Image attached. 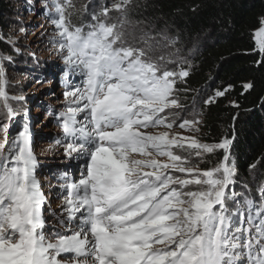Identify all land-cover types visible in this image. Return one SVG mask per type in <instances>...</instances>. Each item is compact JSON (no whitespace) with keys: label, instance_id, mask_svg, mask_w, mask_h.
Returning <instances> with one entry per match:
<instances>
[{"label":"snow or ice","instance_id":"snow-or-ice-1","mask_svg":"<svg viewBox=\"0 0 264 264\" xmlns=\"http://www.w3.org/2000/svg\"><path fill=\"white\" fill-rule=\"evenodd\" d=\"M131 4L117 0L91 13L86 26L71 23V0L45 5L54 9L51 23L59 40L53 43L62 71L83 76L80 86L63 93V135L55 143L63 144L69 159L84 158V167L78 180L62 174L58 223L64 231L46 234V198L29 126L10 140L9 124L0 123V264H264V182L256 188L259 203L247 185V194L229 190L237 173L230 151L234 136L209 144L146 131L173 128L176 120L166 110L181 107L176 86L191 66L181 62L169 69L170 57H153L151 34L129 40L124 19L108 22L111 10L126 14ZM255 45L264 55V18ZM23 99L8 93L0 68V116L11 121L19 115L12 101ZM213 102L210 97L205 104ZM199 123L184 119L179 127L198 130ZM217 150L223 156L210 168L191 159L203 161Z\"/></svg>","mask_w":264,"mask_h":264},{"label":"rangeland","instance_id":"rangeland-1","mask_svg":"<svg viewBox=\"0 0 264 264\" xmlns=\"http://www.w3.org/2000/svg\"><path fill=\"white\" fill-rule=\"evenodd\" d=\"M14 6V19L10 21V27L3 36L20 49L23 54L19 60L13 61V65L5 61V57L0 54V68L5 72L7 80V91L12 96H23L22 101H12V106L19 115L12 118L11 121L0 116V123H8L9 139H13L19 131L23 130L27 123L32 134V146L37 156L38 165L36 168V178L40 182L41 189L45 195L43 214L45 217L46 234L51 235L54 231H64L58 223L62 216V196L65 194L62 185L65 183L61 176L67 173L69 180H78L84 167V158L75 157L69 159L64 154L63 144H56V140L62 138V130L58 122L59 114L65 110V97L63 93L71 90L73 87L80 86L83 82V76L76 72H71L65 76V69L62 55L57 52L53 41L59 40L51 19L54 15V9L46 7L51 5L52 0H11ZM133 1V0H132ZM63 2V0H62ZM117 0H71L73 7L67 8L72 15L78 13L81 18V26L91 23V13L100 11L103 7L111 8ZM131 6V5H130ZM126 14L111 10L109 23H119L124 19V32L126 38L131 40L133 37L139 39L145 33L154 37L152 55L154 58L160 56L170 57L172 61L166 66L169 69H178L181 62H186L184 67L191 66L197 56L198 49L186 50L167 30L150 28L142 22L130 18L129 9ZM126 17V18H125ZM261 27V26H260ZM259 27V28H260ZM258 28V29H259ZM257 29V30H258ZM87 31V27H85ZM174 42V43H170ZM138 46L143 47V44ZM37 80L42 83H37ZM182 81H178L177 85ZM178 90V89H177ZM214 93H206L201 98H196V102L186 98L187 93L177 91L176 96L181 104L180 108L166 110L169 119H175L176 123L172 129H166L163 126L149 128L153 134L163 131H169L170 134L179 133L181 137H195L202 143H208L203 139L202 131V112L200 105L215 96ZM27 113V118H25ZM199 120L198 130L181 129L179 123L182 120ZM2 139V133H0ZM211 144V143H209ZM51 146V147H50ZM186 146V144H185ZM174 151L180 155L188 153L180 148ZM222 150H217L213 154H205L203 161L198 160L194 155L191 159L198 163L200 168H210L217 160L222 158ZM216 154V158L214 157ZM137 158H139L138 154ZM161 160H166L160 157ZM260 173H255L250 178V184H242L235 176V184L229 186V190L236 192H245L244 185L252 190V195L259 203V197L256 188L264 179H259ZM254 185V186H252ZM194 188V186H190ZM247 194V193H246ZM230 209L235 208V202L228 201ZM64 259H69L64 256Z\"/></svg>","mask_w":264,"mask_h":264},{"label":"trees","instance_id":"trees-1","mask_svg":"<svg viewBox=\"0 0 264 264\" xmlns=\"http://www.w3.org/2000/svg\"><path fill=\"white\" fill-rule=\"evenodd\" d=\"M14 13L11 0H0V54L12 65L23 52L2 34ZM129 14L150 28L167 30L186 50L199 47L189 76L176 87L194 102L228 89L213 103L200 105L203 139L212 144L234 136L230 151L236 179L250 185L255 173L264 179V55L255 45L264 0H133ZM72 22L81 26L78 13ZM248 82L253 88L246 91Z\"/></svg>","mask_w":264,"mask_h":264}]
</instances>
